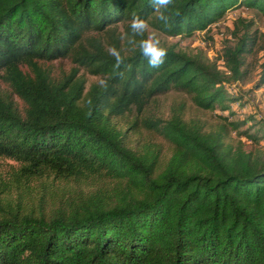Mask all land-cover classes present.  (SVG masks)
<instances>
[{"label":"trees","instance_id":"obj_1","mask_svg":"<svg viewBox=\"0 0 264 264\" xmlns=\"http://www.w3.org/2000/svg\"><path fill=\"white\" fill-rule=\"evenodd\" d=\"M239 7L264 15V0H173L159 13L151 0H0L9 89L0 88V157L18 162L0 171V264H264V116L233 119L232 105L246 101L231 88L245 79L247 56L264 55L262 33L253 19L234 20L226 70L165 44L157 69L138 47L147 33L130 28L138 15L155 31L191 36ZM112 46L125 59L119 69ZM60 58L76 67L56 78L48 65ZM82 67L105 83L86 89ZM174 90L221 113L206 124L185 119L182 106L149 111ZM140 127L170 154L134 143Z\"/></svg>","mask_w":264,"mask_h":264},{"label":"rangeland","instance_id":"obj_2","mask_svg":"<svg viewBox=\"0 0 264 264\" xmlns=\"http://www.w3.org/2000/svg\"><path fill=\"white\" fill-rule=\"evenodd\" d=\"M238 17L254 20V27L259 29L262 33L264 40V15L255 9H249L246 7H239L234 10H229L225 15L209 26L207 31H196L191 36H168L161 32L149 28L150 33H155L162 44L167 46H174L176 49L184 50L189 53L202 52L203 55L207 56L208 61L215 62L218 68L226 70L223 65V61L220 58L224 47L232 45L234 38L230 33L234 20ZM119 32L123 31V27L120 24L118 27ZM124 46V45H122ZM128 51V48L125 47ZM263 51L255 49L246 58V65L248 67V73L245 79L241 82L232 83L231 88L239 96H242L243 100L246 101V105L241 108L238 104L232 105V109L236 110L237 114L234 115L233 119L245 118L250 114H256L258 116H264V85L256 89L253 85L258 78L260 63L263 61ZM50 66L52 75L56 78H60L63 75L69 74L75 66L70 58H60L52 61ZM77 77L81 76L85 78L86 89L96 82H100L99 76L91 74L87 69L80 68L76 73ZM0 88L6 92L9 89L5 84L0 83ZM182 106L183 116L185 119H200L205 121L206 124H210L217 119V114L221 111L217 108L215 110H203L193 104L190 97L179 91H171L169 93L159 95L155 97L149 107V111L156 114H162L168 116L173 108H179ZM135 119V114L127 115L118 119L121 126L130 124ZM133 142L141 145L146 142H153L161 147L162 155L167 156L170 154L172 145L163 139L161 136L144 130L143 128H136L129 133ZM18 162L12 159L0 157V171L5 172L10 170L12 167H17Z\"/></svg>","mask_w":264,"mask_h":264},{"label":"clouds","instance_id":"obj_3","mask_svg":"<svg viewBox=\"0 0 264 264\" xmlns=\"http://www.w3.org/2000/svg\"><path fill=\"white\" fill-rule=\"evenodd\" d=\"M154 12L159 13L161 9H166L172 4L173 0H151ZM159 19L165 24L168 23V17L164 14L159 15ZM131 32L134 36H144L145 33L149 32L150 24L148 19L142 18L141 16L135 15L132 17L130 22ZM136 43L135 40L131 41ZM141 55L147 60L148 66L151 68H160L166 61L168 56V49L164 47L161 40L155 33L148 34L146 39H142L138 42ZM108 54L115 59V67L117 69L125 65V59L121 54V50L112 46L107 49ZM130 69L131 65H127ZM104 84L105 81H100Z\"/></svg>","mask_w":264,"mask_h":264}]
</instances>
